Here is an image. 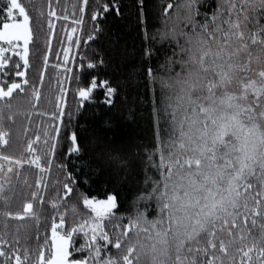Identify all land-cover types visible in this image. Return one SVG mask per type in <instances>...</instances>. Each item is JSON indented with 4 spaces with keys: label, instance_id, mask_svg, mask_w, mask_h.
<instances>
[{
    "label": "snow or ice",
    "instance_id": "snow-or-ice-1",
    "mask_svg": "<svg viewBox=\"0 0 264 264\" xmlns=\"http://www.w3.org/2000/svg\"><path fill=\"white\" fill-rule=\"evenodd\" d=\"M135 6L151 41L142 50L143 70H122L118 62L127 50L117 47L120 39L109 21L122 18V0H82L79 18L73 14L66 33L69 46L61 49L63 68L73 72L67 67L69 53L81 44L74 34L88 10L92 30L84 43L97 44L98 50L86 68L106 66L107 56L123 74L116 86L95 75L89 80L82 63L73 74L78 81L83 75V86L75 92L77 113L83 115L98 87L105 89L101 107L127 102L137 78L144 77L152 92L153 139L117 143L106 134L108 112L98 111L87 122L93 126L96 158H87L82 137L72 130V114L69 123L63 121L66 89L61 86L51 113L54 126L38 125L19 156L0 151V264H264V0H161V26L151 32L149 0H136ZM44 19L35 0H0V148L9 145L5 120L26 115L31 121L40 101L39 88L33 86L29 94L25 70L34 25L42 30ZM46 20L45 67L56 21L69 16L58 15L48 0ZM99 41H107L111 51ZM134 115L129 110L128 118ZM61 123L71 169L59 163L63 179L50 184L46 177ZM28 170L36 172L34 187ZM93 172L135 178L131 202L112 190L104 199L92 196L87 186L94 182ZM18 185L27 193L13 211ZM50 188L54 194L46 200ZM36 204H50L51 210L45 215L47 209L37 211Z\"/></svg>",
    "mask_w": 264,
    "mask_h": 264
},
{
    "label": "trees",
    "instance_id": "trees-1",
    "mask_svg": "<svg viewBox=\"0 0 264 264\" xmlns=\"http://www.w3.org/2000/svg\"><path fill=\"white\" fill-rule=\"evenodd\" d=\"M25 3L28 0H24ZM91 2V0H90ZM37 7L42 8L45 12V19L42 21L44 27L42 30L37 31L34 25V44L29 45V68L26 71V78L29 80V85L27 86L30 90L33 86L39 88L41 92V98L35 110H32L31 121L24 116H16L14 122H9L5 120V128L9 131V145L4 148H0V151L4 154H11L19 156L26 146L27 138L31 137L37 130V126H47L51 129L54 126V121L51 119V113L55 111V98L59 94V88L62 86L66 89L65 93V116L63 117L64 123H69L68 113L72 114V119L70 124L72 125V130L79 132L82 137L80 144L82 150L87 158L95 159V154L92 146V136H93V126L88 121H91L92 115L98 111H107L108 118L110 120L111 127L107 130V135L113 138L117 143L121 140L128 139L129 137H135L138 140H143L147 143L153 139L155 124H154V114L152 111V92L151 86L148 84L146 78L138 77L136 80V86L131 89V97L125 102L123 99L116 101V107L107 109L106 106L101 107L100 102L104 98L105 89L98 87L94 93V100L92 102H85V109H82L83 115H79L76 111L78 96L75 94L78 87L83 86V75L81 80H76L73 78L75 72L81 71L80 65L83 63L85 65L84 72L88 73V79L90 80L93 75L97 77V80H109L112 86H116L120 82V77L123 72L116 71V64L109 60V57L105 56V60L108 61L106 66H102L96 69H87L86 64L89 60L93 59L94 52L98 50L97 44L89 42L85 44L84 41L87 39L88 34L92 30V23L89 19L88 10L84 14V23L82 26L78 27L77 33L74 34V39L79 36L81 39V44L77 47L72 45L71 51L69 53L70 60L67 67L73 70L72 73H66L63 68V54L61 52L62 47H68V41L66 33L71 30V22L73 14L75 13L76 18H79V6L82 0H52V5L56 9L58 15L67 14L69 16L68 21H56V28L52 34V51L48 53L49 63L45 67L43 63V56L48 52L47 49V38L49 35V30L47 28V3L48 0H35ZM122 3L126 5L123 8L122 18H110V25L114 29L117 37L120 39V44L117 45L118 48L126 49L127 55H121L118 58V62L122 66V70H131L135 67L138 70H143V66L147 65V61L142 60V50L149 47L150 39L145 38V29L141 26L138 18V11L136 5V0H122ZM161 0H149L150 7L152 11L149 13L151 19L149 20V29L151 32L154 28L161 26V21L158 18L160 10L158 5ZM75 6V7H74ZM30 13L35 17V12L29 8ZM98 43L104 44L105 51H111L110 46L107 41H99ZM61 54L57 56V53ZM115 56L116 54L113 53ZM18 60V57L16 58ZM124 61H128V64H124ZM21 65L23 64L20 61ZM61 64L62 66L57 69L53 67L55 64ZM152 66L155 67V62H152ZM23 70V69H22ZM44 73L43 82L40 81V73ZM14 79H16L14 77ZM21 110L24 108L22 106ZM129 110L133 112L134 118L129 119ZM40 113H44L41 115ZM79 126H87L88 131H79ZM28 128V133H24V128ZM61 139L57 146L56 157L54 158L53 166L50 174L47 175L49 183L55 181L57 178L63 179V174L60 172L57 165L61 162L69 164V169H71V158L67 155L68 142L63 139L64 136V125L61 123ZM93 167L98 168L99 165H94ZM28 177V182L33 184L36 176L35 170H28L26 172ZM23 178V177H22ZM21 178V179H22ZM15 181V177H13ZM91 182L87 188L91 192L92 196L98 199H104L105 192L112 190L110 194L119 193L121 198H126L129 203L131 202L132 195L135 191V178L125 177L123 174L119 176L113 175L112 177L106 175H97L93 172ZM19 197H13V202L11 204V210L15 211L24 202L27 189H20L17 186ZM62 193V190H61ZM54 192L50 188L49 191L45 193L46 200H50ZM30 198V197H29ZM75 203V198L68 201L71 205ZM37 211H41L44 207L47 211L45 215L50 212V204L41 206L39 204L34 205ZM82 209V204L80 205ZM63 210V209H62ZM127 216V213H118V215ZM71 217V213L69 212ZM126 223V220L124 221ZM2 228V224H0ZM45 229L41 227L40 233L43 236ZM82 243V240L78 239L77 246ZM34 247V244H33Z\"/></svg>",
    "mask_w": 264,
    "mask_h": 264
}]
</instances>
